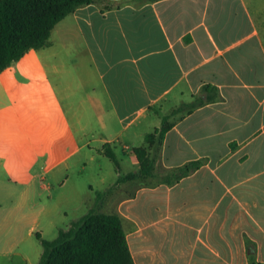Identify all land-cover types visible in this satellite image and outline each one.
Instances as JSON below:
<instances>
[{
	"label": "crops",
	"instance_id": "obj_1",
	"mask_svg": "<svg viewBox=\"0 0 264 264\" xmlns=\"http://www.w3.org/2000/svg\"><path fill=\"white\" fill-rule=\"evenodd\" d=\"M205 89L220 97L173 113ZM166 116L155 175L98 201L125 173L112 144L138 171ZM106 145L119 169L89 209L120 215L135 264H264V0H98L0 72V192L63 187Z\"/></svg>",
	"mask_w": 264,
	"mask_h": 264
},
{
	"label": "trees",
	"instance_id": "obj_2",
	"mask_svg": "<svg viewBox=\"0 0 264 264\" xmlns=\"http://www.w3.org/2000/svg\"><path fill=\"white\" fill-rule=\"evenodd\" d=\"M98 0H0V72L12 66L30 50L49 45L55 26L77 8ZM207 88V87H206ZM208 91V89H205ZM206 97H195L173 113H190L197 107L217 100L218 91H208ZM169 116L162 119L160 128L145 138V144L134 148L140 164L138 171L119 176L117 184L155 175L156 155L149 151L162 143L170 129ZM154 146V147H153ZM119 169L115 152L110 145L100 150ZM201 161H193L173 169L166 176L174 183L200 168ZM107 193H99L98 201ZM43 251L38 264H135L131 255L122 218L117 213H105L96 207L73 221L68 229L59 231L57 238H41Z\"/></svg>",
	"mask_w": 264,
	"mask_h": 264
},
{
	"label": "rangeland",
	"instance_id": "obj_3",
	"mask_svg": "<svg viewBox=\"0 0 264 264\" xmlns=\"http://www.w3.org/2000/svg\"><path fill=\"white\" fill-rule=\"evenodd\" d=\"M140 145L128 146L133 150ZM122 147L118 142L112 144L121 159L123 172L136 171L138 166L129 159L131 153H124ZM152 152L154 154L153 148L149 153ZM84 154L85 151L82 156ZM77 163L63 187H55L48 177L44 180L45 187H37L24 202L21 189L0 192V264H38L43 251L41 238H57L60 230L68 229L73 221L90 210L98 189L108 187L115 180L118 168L105 155L99 161L89 162L84 171ZM100 165L104 182L97 176ZM90 185L95 192L89 190ZM80 196H83V205H80Z\"/></svg>",
	"mask_w": 264,
	"mask_h": 264
}]
</instances>
